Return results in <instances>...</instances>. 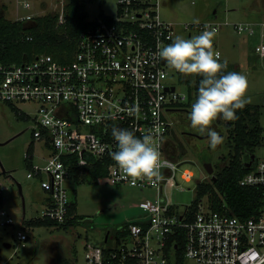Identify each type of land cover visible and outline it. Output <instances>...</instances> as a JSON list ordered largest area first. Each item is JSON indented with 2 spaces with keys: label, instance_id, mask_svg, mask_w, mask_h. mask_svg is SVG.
Segmentation results:
<instances>
[{
  "label": "built area",
  "instance_id": "1",
  "mask_svg": "<svg viewBox=\"0 0 264 264\" xmlns=\"http://www.w3.org/2000/svg\"><path fill=\"white\" fill-rule=\"evenodd\" d=\"M117 2V14L104 11L106 17L94 18L95 23L82 32L71 60H57L50 53L21 63L0 60V101L35 102L33 136L49 149L42 163L32 160L34 154H26L31 158L27 175L36 176L47 195L40 217L58 222L67 219L72 197L65 181L75 177V166L80 174L99 164L114 184L133 186L110 155L117 150L112 136L115 126L138 138L153 136L160 152L159 179L137 181L136 187L156 191L154 198L139 203L146 215L129 221L128 235L115 236L111 244L87 243V264H163L172 257L178 259L180 237L184 239V258H193L197 264H264V206L257 215L243 219L214 211L208 195L182 210L166 195L168 183H179L181 168V162L168 150L169 114L180 101L187 100L168 80L170 67L158 56V51L174 40V22L161 17V0ZM229 23L186 22L184 28L191 34L193 28L203 32L205 25H210L218 33ZM233 25L238 32H254L256 26L250 21ZM255 49L264 58V40ZM215 51L221 54L220 49ZM181 176L190 180L195 175L184 167ZM240 183L260 187L264 195V158L257 157ZM14 224L0 179V237L4 236L1 230ZM13 235L22 247L30 238L25 229ZM4 245L12 243L4 241Z\"/></svg>",
  "mask_w": 264,
  "mask_h": 264
},
{
  "label": "rangeland",
  "instance_id": "2",
  "mask_svg": "<svg viewBox=\"0 0 264 264\" xmlns=\"http://www.w3.org/2000/svg\"><path fill=\"white\" fill-rule=\"evenodd\" d=\"M68 0H0V6L7 18L18 19L32 14L59 13L60 21L64 20V11ZM85 3L84 12L90 19L99 16L104 10L117 14L118 0H81ZM161 17L174 22L175 35L185 39L199 35L198 28L186 30L184 23L214 20L223 24L213 39V48L220 49V59L226 61L232 68L247 78V97L251 103L259 104L260 124L264 127V58L255 49L257 43L264 40V0H161ZM29 22L32 19H27ZM27 21V22H28ZM239 21H250L256 24L254 32L246 30L238 32L233 25ZM174 41V40H173ZM175 83L178 91L189 98L190 88L194 91L195 75L188 76L170 68L168 77ZM196 101L194 98L191 105ZM37 104L32 101L10 103L0 101V159L7 170L3 172L0 163V179L5 185L6 205L15 218V224L1 230L0 258L3 264H65L66 261H76L75 264H87L86 244L105 245L106 236L110 234V242L116 232L125 222L137 220L146 214L139 203L146 198L155 197V189L140 188L127 184L117 185L105 176L93 177V171L87 169L78 178L69 177L65 184L71 192L76 206V213L82 217L79 223L67 227L58 225H26V221L41 215L46 193L40 186L36 176L29 177L31 170L27 153L33 144L32 160L42 163V156L49 154V149L41 139L33 136ZM23 111V114L20 113ZM188 109H173L170 112L172 121L168 136L169 154L181 162L177 172L178 184L168 183L165 193L168 198L182 210L192 204L197 197L198 180L211 183L213 174L204 167L207 160L213 161L215 171L217 166L229 163L231 146L228 142L230 131L218 119L211 128L223 138V142L212 150L208 146L207 136L201 135L191 127ZM206 134V133H205ZM258 158H264V144L256 148ZM248 163V162H247ZM184 167L194 172V177L185 180L181 176ZM201 173L204 174L201 177ZM19 183L23 192H20ZM25 229L29 234L27 244L22 247L13 235L18 230ZM4 241L11 242L5 246ZM163 264H178L172 257ZM182 264H197L190 257H185Z\"/></svg>",
  "mask_w": 264,
  "mask_h": 264
},
{
  "label": "trees",
  "instance_id": "3",
  "mask_svg": "<svg viewBox=\"0 0 264 264\" xmlns=\"http://www.w3.org/2000/svg\"><path fill=\"white\" fill-rule=\"evenodd\" d=\"M84 9L85 3L81 0H68L63 21H60L59 13H46L33 16L32 21L29 22L24 18H7L0 6V60L8 63H21L25 60H31L41 53H50L57 60L73 59L82 32L95 23V20L90 19ZM99 15L106 17L104 10ZM220 62L227 65L222 70L221 75L236 72L226 61L220 59ZM202 78V76L195 75L194 91L192 92V88H190L189 98L180 101L176 109H188L193 99H197L199 82ZM260 111L259 104L250 102L243 109L236 110L238 119L234 121L218 119L230 131L228 142L232 149L230 151L231 159L229 163L217 166L215 179L211 183L198 180L197 197L192 203H196L200 197L208 195L210 205L214 211L228 212L243 219L253 217L261 211L264 206L262 188L240 183L241 177L252 169L257 159L256 148L264 144V127L261 126L259 120ZM33 147L32 144L31 151H28L31 155L34 154L32 152ZM30 165L31 163H29ZM72 169L75 178L81 176L82 173H78L76 166ZM93 171L94 178L105 176L107 173L106 169L103 170V167L99 164H96ZM75 209L76 206L72 200L69 215L65 221L58 222L47 217H36L27 220L26 225L67 227L70 224L79 223L82 218L76 213ZM128 223L129 221L125 222L122 228L120 227L117 230L116 237L128 235ZM107 236L106 243L109 244L110 234ZM183 249L184 239L180 237L177 249L178 264L183 263ZM75 263L76 261L65 262V264Z\"/></svg>",
  "mask_w": 264,
  "mask_h": 264
},
{
  "label": "clouds",
  "instance_id": "4",
  "mask_svg": "<svg viewBox=\"0 0 264 264\" xmlns=\"http://www.w3.org/2000/svg\"><path fill=\"white\" fill-rule=\"evenodd\" d=\"M199 23V21H195ZM217 29L205 25V30L190 39L176 36L174 41L158 51V56L167 65L184 75H198V96L191 105L189 120L191 127L201 135L207 134L208 146L215 150L223 142L220 134L211 128L218 118L225 121L238 119L236 110L243 109L250 98L247 97V78L237 72L221 75L226 63L220 62V52L213 48ZM112 136L117 142V150L111 158L122 170L125 178H130L133 186L137 181L154 182L159 179L161 167L159 145L152 135L138 138L132 131L112 128Z\"/></svg>",
  "mask_w": 264,
  "mask_h": 264
},
{
  "label": "water",
  "instance_id": "5",
  "mask_svg": "<svg viewBox=\"0 0 264 264\" xmlns=\"http://www.w3.org/2000/svg\"><path fill=\"white\" fill-rule=\"evenodd\" d=\"M199 136H200V137H204V136H207V134L199 135ZM13 137H14V136H13ZM13 137H10L9 139L5 140L4 143H6V142H8L9 140H11ZM0 163H1L2 167H3V172H6L7 170L5 169V167H4V165H3L2 161H1V159H0ZM204 167L206 168V170H207L209 173L213 174V179H215V173H214V171H215V167H214L213 161H210V160L205 161V162H204ZM203 176H204V174L201 173V177H203ZM19 189H20V192L22 193V192H23V189H22V185H21V183H19Z\"/></svg>",
  "mask_w": 264,
  "mask_h": 264
},
{
  "label": "crops",
  "instance_id": "6",
  "mask_svg": "<svg viewBox=\"0 0 264 264\" xmlns=\"http://www.w3.org/2000/svg\"><path fill=\"white\" fill-rule=\"evenodd\" d=\"M42 201L44 202V206H45V204H46V202H47V195H46V193L44 194V196H43V198H42ZM5 202H6V196H5ZM43 206V207H44ZM42 207V208H43ZM38 217H40V216H38ZM131 221V220H130ZM122 228V227H121ZM107 235H109V234H107ZM108 238V236H106V239ZM1 260V259H0Z\"/></svg>",
  "mask_w": 264,
  "mask_h": 264
},
{
  "label": "flooded vegetation",
  "instance_id": "7",
  "mask_svg": "<svg viewBox=\"0 0 264 264\" xmlns=\"http://www.w3.org/2000/svg\"><path fill=\"white\" fill-rule=\"evenodd\" d=\"M3 143H4V141H1V140H0V144H3Z\"/></svg>",
  "mask_w": 264,
  "mask_h": 264
}]
</instances>
